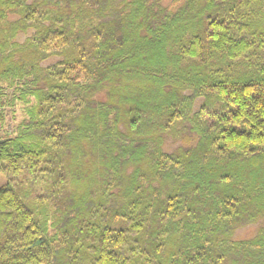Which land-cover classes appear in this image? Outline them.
Returning <instances> with one entry per match:
<instances>
[{
  "label": "trees",
  "instance_id": "1",
  "mask_svg": "<svg viewBox=\"0 0 264 264\" xmlns=\"http://www.w3.org/2000/svg\"><path fill=\"white\" fill-rule=\"evenodd\" d=\"M0 174V264H264V0H0Z\"/></svg>",
  "mask_w": 264,
  "mask_h": 264
},
{
  "label": "rangeland",
  "instance_id": "2",
  "mask_svg": "<svg viewBox=\"0 0 264 264\" xmlns=\"http://www.w3.org/2000/svg\"><path fill=\"white\" fill-rule=\"evenodd\" d=\"M55 61V59H52V60H50L48 63H52V62H54ZM16 118H15V120H12L11 121V116H9V122L15 127L16 125H18V123L23 119V117H24V115H25V113H24V109H23V107H21V106H18V108H17V111H16ZM7 126H5L3 129H5V130H7ZM7 183V177L5 176V175H3V174H0V186H3L4 184H6ZM249 234V232H239V235L240 236H244V235H248Z\"/></svg>",
  "mask_w": 264,
  "mask_h": 264
}]
</instances>
